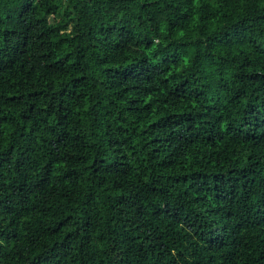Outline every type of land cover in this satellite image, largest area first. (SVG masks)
<instances>
[{
	"label": "trees",
	"instance_id": "trees-1",
	"mask_svg": "<svg viewBox=\"0 0 264 264\" xmlns=\"http://www.w3.org/2000/svg\"><path fill=\"white\" fill-rule=\"evenodd\" d=\"M0 264H264V0H0Z\"/></svg>",
	"mask_w": 264,
	"mask_h": 264
}]
</instances>
